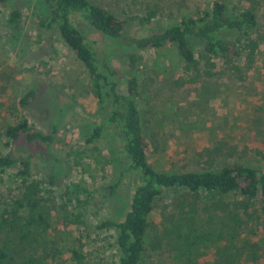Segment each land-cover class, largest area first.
Returning a JSON list of instances; mask_svg holds the SVG:
<instances>
[{
	"label": "rangeland",
	"instance_id": "1",
	"mask_svg": "<svg viewBox=\"0 0 264 264\" xmlns=\"http://www.w3.org/2000/svg\"><path fill=\"white\" fill-rule=\"evenodd\" d=\"M92 1L118 17H144L147 3H159L167 14L172 13V18L158 16L151 25L132 22L123 39H112L88 24H78L98 51L100 71L117 85V91H127L126 81L131 73L124 56L129 52L141 57L136 73L154 79L138 105L150 143L148 159L155 169L218 170L234 163L264 167V159L254 154L229 155L227 149L213 158L205 154L206 150L224 145L264 152L262 54L245 82L217 78L181 87L176 82L185 78V74L175 45L139 51L128 41L131 36L149 35L176 24L185 12L205 4L206 0ZM17 5L22 9L18 26L9 23L10 12ZM46 13L42 0L0 3V147L6 153L34 155L33 175L43 182L45 206L50 215V228L39 237L36 251L20 243L16 229L0 224V245L8 243L14 251V259L5 264H24L26 258L33 259L29 264H118L116 231L99 227L106 220L124 219L140 173L131 167L117 126L106 124L109 109L99 104L85 65L64 44L56 26L43 24ZM31 90L37 93V98L22 111L23 116L36 130L53 134L54 141L43 147L24 145L20 140L6 147L5 131L16 121L10 108L19 107L21 98ZM99 126L104 127L102 136L89 143L87 138ZM122 174L120 187L108 196V187ZM8 176L0 173L3 195L14 187ZM181 192L169 190L157 200L147 232L148 249L153 238L175 243L177 235L187 226L181 220L164 219L170 203ZM211 197L212 194H204V198ZM228 220L227 216L207 215L193 222L203 231L220 232ZM74 250L84 256L81 261L73 257ZM144 264L163 263L145 254ZM169 264L177 262L172 259ZM179 264H264V220L243 226L235 238L225 230L220 241L208 248L192 249Z\"/></svg>",
	"mask_w": 264,
	"mask_h": 264
},
{
	"label": "trees",
	"instance_id": "2",
	"mask_svg": "<svg viewBox=\"0 0 264 264\" xmlns=\"http://www.w3.org/2000/svg\"><path fill=\"white\" fill-rule=\"evenodd\" d=\"M8 2L0 0L1 4ZM42 3L47 11L43 24L56 26L64 44L85 65L99 104L109 109L106 124L117 126L131 167L140 173V182L124 219L119 222L106 220L99 227L116 231L118 264H144L145 254L157 263L169 264L173 259L179 264L192 249L208 248L220 241L225 230L235 238L243 226L264 220V167L234 163L218 170L204 168L201 171L162 172L150 164V143L138 101L152 87L154 79L142 78L136 73L141 57L129 52L124 56L131 73L126 81L127 91H117V85L110 83L108 76L99 69L97 49L78 26L85 23L106 37L123 39L132 22L137 21L140 26L151 25L158 16L172 18V13L167 14L159 3H147L144 17L128 18L118 17L92 0H42ZM21 17L22 9L17 5L10 12L9 23L18 26ZM128 43L139 51L175 45L185 74V78L176 82L178 86L217 78L245 82L255 69L259 56H264V3L261 0H206L205 4L185 12L176 24L149 35L131 36ZM104 65L111 72L106 62ZM36 98L37 93L31 90L21 98L19 107L10 108V115L16 121L5 131L6 147L20 140L29 146L45 147L53 143V134L45 135L36 130L23 116L22 111ZM103 128H95L87 141L95 142L100 138ZM224 149L229 155L241 153L248 157L254 154L264 159L263 151L249 147L238 150L236 146H217L206 150L205 154L213 158L223 153ZM0 173L9 175L14 184L6 195L0 192V224L16 229L20 243L36 251L40 245L39 237L50 228V215L45 206L43 182L33 175L34 155L6 153L0 147ZM123 178L122 174L116 183L108 187V196L115 194ZM169 190L182 192L172 200L164 219L169 222L181 220L187 226L177 235L175 243L153 238L148 249L146 238L151 215L157 200ZM205 193L212 194V197L204 198ZM207 215L227 216L229 220L224 222L220 232L203 231L193 221ZM35 234L37 237H34ZM73 257L78 261L84 258L77 250L73 251ZM13 259L11 246L8 243L0 245V264ZM29 263H33L32 258L25 259L24 264Z\"/></svg>",
	"mask_w": 264,
	"mask_h": 264
}]
</instances>
